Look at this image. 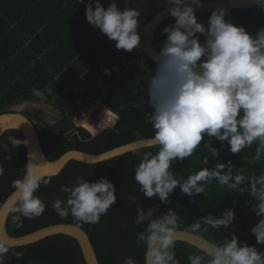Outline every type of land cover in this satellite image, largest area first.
<instances>
[{"label":"trees","instance_id":"obj_1","mask_svg":"<svg viewBox=\"0 0 264 264\" xmlns=\"http://www.w3.org/2000/svg\"><path fill=\"white\" fill-rule=\"evenodd\" d=\"M3 1L0 2V113L12 110V106L23 101L44 100L53 104L62 114L58 130L49 127L39 112L27 115L35 122L49 159L54 160L71 149L97 154L154 135L146 115L152 111L148 81L154 74V60L144 53L136 55L134 51L117 50L115 41L89 24L85 5L79 0H72L83 14L74 19L75 22L68 26L64 34L57 36L53 42L55 46L43 53V57L29 56L28 62H20V0ZM118 1L121 3L124 0ZM227 11L226 20L244 26L253 36L264 27V8L260 6ZM211 12H196L198 21L207 26ZM173 23L174 18L170 17L156 30L153 43L157 50L166 39L163 29ZM200 38L203 40V36ZM105 69L110 71V75L105 73ZM33 90L42 93L43 98L34 94ZM89 99L101 101L119 115V120L95 135L87 128L75 125L73 119L78 108ZM10 136L24 140L18 129L6 131L0 139V167L4 169L3 175H0V204L14 191L12 181L22 177L27 164L26 145L13 148L8 140ZM204 139L209 138L205 136ZM212 145L219 149L218 158L210 155L202 141L201 147L190 157L172 163L171 170L176 177L187 179L205 166L211 168L217 162L226 163L229 160L235 170L246 177L245 185L241 187H247L252 177L262 173L237 169L264 168V156L260 160L255 159L256 143L237 154L228 151L226 142L222 145L215 138H212ZM158 149L159 145L143 147L96 163L70 160L59 174L45 176L50 177V182L46 186L42 184L35 192L46 205L44 213L33 219L22 218L20 226L12 222L10 215L8 232L18 236L49 224L77 223L89 234L100 264H124L125 257H133L137 264H145V246L143 242L137 243V234L144 225L134 223L136 209L138 206L145 210L158 206L155 215L165 213L169 208L174 209L180 229L192 231L193 223L200 222L201 229L196 233L212 242L222 243L224 237L230 239L234 234L241 244L254 245L258 251H264V244H257L256 237L251 233V227L260 217L251 211V204L246 203L251 200L247 192L227 191L213 180L205 184L204 193L192 197L182 194L177 186L167 204L161 203L158 197L145 198L134 179L135 168L144 152L155 154ZM205 159L208 160L207 165H204ZM77 177H84L90 182L105 177L115 185L116 202L96 224L77 221L71 215L61 219L51 207V202L56 199L66 201L67 193L61 191V186H74ZM133 195L138 197L137 204L129 199ZM229 208L234 210L235 219L228 228L215 229L203 223L202 218L208 214L220 216ZM205 228L207 231H204ZM10 249L23 255L17 259L10 253L5 264H87L79 241L66 234L47 236L27 245L10 246ZM174 252L179 264H190V255H204L200 248L182 240H176ZM209 259L204 256V264Z\"/></svg>","mask_w":264,"mask_h":264},{"label":"clouds","instance_id":"obj_2","mask_svg":"<svg viewBox=\"0 0 264 264\" xmlns=\"http://www.w3.org/2000/svg\"><path fill=\"white\" fill-rule=\"evenodd\" d=\"M256 2L264 8V0ZM165 5L174 23L163 29L166 39L151 54L156 67L148 81L152 111L146 115L154 135L136 141L139 145H159V149L155 154H142L134 179L145 198L158 197L164 204L170 203V194L177 186L182 194L192 197L204 193L205 184L213 180L227 191L247 192L251 200L246 203L260 217L251 233L257 244H264V172L252 177L247 187H241L246 177L235 170L230 160L217 162L211 168L205 166L187 179L177 178L171 170L174 161L190 157L202 141L210 155L218 158L219 149L212 145V138L222 145L226 142L233 154L256 143L255 159L264 156V27L253 36L244 26L226 20L228 11L223 7L211 12L206 26L198 21L195 11L201 0H165ZM85 16L93 28L115 41L117 50L131 52L140 46L138 9H121L117 0H110L107 7L101 0H88ZM105 73L110 75L108 69ZM33 91L43 98L42 93ZM205 136L209 139L205 140ZM8 140L13 148L28 144L27 140L12 136ZM32 154L29 152L28 156L32 158ZM207 162L205 159L204 165ZM3 173L0 167V175ZM49 182L50 177H45L30 159L22 177L12 181L16 203L12 207L0 204V213L11 215L17 226L22 225V218L41 216L46 205L35 192ZM61 191L67 193L66 201H52L53 210L61 219L71 215L84 223H98L117 199L115 185L105 177L94 182L77 177L74 186L63 185ZM129 199L137 204V196ZM157 207L136 209L134 223L144 225L137 234V243L143 242L145 246V264H179L174 252L178 216L171 208L155 215ZM202 219L207 226L225 229L233 223L235 212L229 208L220 216L208 214ZM200 229V222L191 226L193 232ZM202 251L204 255L188 256L190 264H204V256L210 257L207 264H264V251L241 244L234 234L230 239L224 237L222 243H210ZM10 253L17 259L23 255L12 252L0 237V264H5ZM124 264L137 262L133 257H125Z\"/></svg>","mask_w":264,"mask_h":264},{"label":"water","instance_id":"obj_3","mask_svg":"<svg viewBox=\"0 0 264 264\" xmlns=\"http://www.w3.org/2000/svg\"><path fill=\"white\" fill-rule=\"evenodd\" d=\"M132 5L140 12V16L138 17L139 24L143 20H145L142 32V49L146 57L152 59V52L154 50L158 51L153 43L155 32L158 27L171 16L167 12L165 0H133ZM133 6L131 8H133ZM149 6L154 8V10L149 12L147 10ZM247 6L259 5L257 4L256 0H201V6L196 7L195 11L211 12L214 9L220 7L229 10ZM113 113L115 115V120L111 125L119 120V115L115 112ZM106 127L108 126H105L104 128ZM10 129H18L22 132L24 140L28 141V144L26 145L27 163L30 159H32V162L40 168L41 172L45 176L59 174L66 166V164L72 159L87 163H96L125 154L133 150H137L143 147H149V145L147 144H137V139L97 154L79 149H71L63 153L58 158L51 160L45 153L36 124L29 116L14 109L0 113V139L4 135V133ZM101 130L102 129H100L98 132H100ZM151 137L152 136H148L140 139L147 140ZM29 152H33L32 158L28 156ZM237 169H247L251 171L264 172V168L238 167ZM15 203L16 195L13 191L2 204L6 207H12ZM9 216V214L0 213V237H3L9 246L27 245L44 239L47 236L55 234H66L73 236L79 241L87 264H100L89 234L79 224L59 222L43 226L23 235L15 236L11 235L8 232L7 224ZM176 240L188 242L192 245L197 246L201 250L212 243L211 240L201 234L180 228L177 229Z\"/></svg>","mask_w":264,"mask_h":264},{"label":"crops","instance_id":"obj_4","mask_svg":"<svg viewBox=\"0 0 264 264\" xmlns=\"http://www.w3.org/2000/svg\"><path fill=\"white\" fill-rule=\"evenodd\" d=\"M129 1L131 0H124L120 3L117 0V3L123 9L131 7L127 3ZM0 2L4 1L0 0ZM87 2L88 0H84L83 4ZM109 2L110 0H101L105 7ZM68 7L71 9H67ZM147 9L154 10L150 6ZM82 14V9L77 4H73L72 0H20V62H28L29 56H37L38 59L43 57V53L45 54L52 46H55L53 42L57 36L64 34L68 26L75 22L74 19ZM138 49L139 47L134 50ZM38 51L40 52L37 53ZM137 53L135 54L138 55ZM54 59L57 63V56ZM32 61L34 63V59Z\"/></svg>","mask_w":264,"mask_h":264},{"label":"rangeland","instance_id":"obj_5","mask_svg":"<svg viewBox=\"0 0 264 264\" xmlns=\"http://www.w3.org/2000/svg\"><path fill=\"white\" fill-rule=\"evenodd\" d=\"M133 0H131L132 2ZM149 12L153 9H147ZM143 23H145V20L141 22L138 32L141 37V43L138 50H133L135 53L138 52V55L143 54L142 49V32H143ZM107 107L105 104H102L101 101H95V100H86L84 101L80 107L78 108V112L76 113L73 122L77 126H83L90 130L93 134H96L100 129H103L105 126H109L111 124L99 125V116L101 113V107ZM14 110L20 111L28 115V113H40L45 118L47 125L49 127H52L56 130H58V124L60 120L62 119V114L58 109L55 108L53 104L47 103L44 100H29V101H23L21 103H18L11 107ZM84 123H89L92 125H96V130H91L90 128L84 126ZM98 125V126H97Z\"/></svg>","mask_w":264,"mask_h":264},{"label":"bare ground","instance_id":"obj_6","mask_svg":"<svg viewBox=\"0 0 264 264\" xmlns=\"http://www.w3.org/2000/svg\"><path fill=\"white\" fill-rule=\"evenodd\" d=\"M127 3L129 4V6H131V7L133 6L131 1H129ZM114 116H115L114 113L108 107L102 106L101 107V113L99 116V122H100L99 125L103 126V125L111 124L115 120ZM83 125L90 128L91 130H96L95 129L96 125H92L89 123H84Z\"/></svg>","mask_w":264,"mask_h":264}]
</instances>
